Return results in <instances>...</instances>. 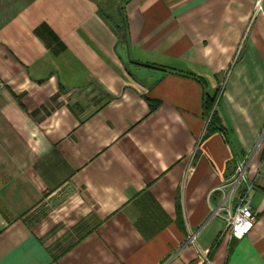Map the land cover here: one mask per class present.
<instances>
[{
	"label": "crops",
	"instance_id": "obj_1",
	"mask_svg": "<svg viewBox=\"0 0 264 264\" xmlns=\"http://www.w3.org/2000/svg\"><path fill=\"white\" fill-rule=\"evenodd\" d=\"M0 77V264H264V0H0Z\"/></svg>",
	"mask_w": 264,
	"mask_h": 264
},
{
	"label": "built area",
	"instance_id": "obj_2",
	"mask_svg": "<svg viewBox=\"0 0 264 264\" xmlns=\"http://www.w3.org/2000/svg\"><path fill=\"white\" fill-rule=\"evenodd\" d=\"M4 81L0 77V88ZM209 122V120H208ZM246 165H240L237 168L236 175L225 185L228 186L224 194L223 202L216 210V213L222 216L226 222V231L231 238H241L246 235L255 224V215L250 202V190L252 184H248L245 176ZM192 168L189 169L191 174ZM187 174V176L189 175ZM245 185L244 188L242 186ZM236 198V205L232 209V201ZM219 210H224L225 214H219ZM189 240H194V235L189 236Z\"/></svg>",
	"mask_w": 264,
	"mask_h": 264
},
{
	"label": "trees",
	"instance_id": "obj_3",
	"mask_svg": "<svg viewBox=\"0 0 264 264\" xmlns=\"http://www.w3.org/2000/svg\"><path fill=\"white\" fill-rule=\"evenodd\" d=\"M216 96H219L218 94H216V91L213 95L210 94H205L204 95V109L206 111V113L210 114V119L209 122L207 124L206 130H208V132H212L214 130H216V128L214 127L215 124H217V119L215 116V112L212 111V107L213 104L215 102ZM218 129H221V127H218Z\"/></svg>",
	"mask_w": 264,
	"mask_h": 264
},
{
	"label": "rangeland",
	"instance_id": "obj_4",
	"mask_svg": "<svg viewBox=\"0 0 264 264\" xmlns=\"http://www.w3.org/2000/svg\"><path fill=\"white\" fill-rule=\"evenodd\" d=\"M222 83H223V80L221 81V84H219L218 88L216 89V94L218 95H219V92L221 91ZM217 100H218V96H216L215 102L212 107L213 109L212 111H214L215 105L217 104Z\"/></svg>",
	"mask_w": 264,
	"mask_h": 264
}]
</instances>
